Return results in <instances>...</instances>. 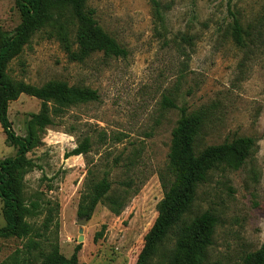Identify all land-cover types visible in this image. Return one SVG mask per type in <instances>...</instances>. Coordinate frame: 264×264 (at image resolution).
Returning a JSON list of instances; mask_svg holds the SVG:
<instances>
[{
	"label": "rangeland",
	"instance_id": "obj_1",
	"mask_svg": "<svg viewBox=\"0 0 264 264\" xmlns=\"http://www.w3.org/2000/svg\"><path fill=\"white\" fill-rule=\"evenodd\" d=\"M157 1L164 9L159 22L152 17L148 0L88 1L97 25L126 50L124 58L93 53L80 63L69 62L53 39L37 32L9 63L12 79L36 86L64 81L94 89L99 97L70 108L55 126L40 133L41 145L26 155L39 169L24 175V190L26 195L40 191L58 203L57 239L64 258L77 245L81 228L79 263L133 264L145 235L163 212L155 171L165 165L177 108L187 112L205 108L209 118L200 146L241 136L256 143L243 168L223 177L214 175L197 199L200 209L212 207L219 214L210 260L239 264L243 255L264 243V44L255 50L242 34L247 46L235 45L230 25L236 20L243 31L256 33L262 0ZM18 23L13 0H0V32L10 35ZM162 96H169L176 108L162 107ZM38 108L36 99L22 94L8 103L7 118L17 136L23 135L27 115ZM83 136L89 137L87 159L98 173L117 155L132 152L150 175L118 216L97 205L80 225L75 211L84 160L64 154ZM15 151L0 129V161ZM250 167L255 181L248 179ZM118 171L113 169L110 178ZM3 224L0 202V227ZM52 231L51 227V236ZM19 244L15 238H0V263ZM176 260L170 230L145 264Z\"/></svg>",
	"mask_w": 264,
	"mask_h": 264
},
{
	"label": "trees",
	"instance_id": "obj_2",
	"mask_svg": "<svg viewBox=\"0 0 264 264\" xmlns=\"http://www.w3.org/2000/svg\"><path fill=\"white\" fill-rule=\"evenodd\" d=\"M88 1L13 0L19 23L10 35L0 32V129L8 142L16 147L12 157L0 161V202L4 222L0 227V238L20 241L19 247L0 264H83L77 260L80 244L73 247L67 259L59 252L58 203L40 191L26 195L23 177L34 168L39 169L26 155L41 145L40 133L55 126L70 108L97 102L98 94L87 86L68 85L58 80L39 86L28 84L21 79H12L8 66L37 32L53 39L69 62L80 63L93 53H101L104 58H124L126 50L97 25ZM148 4L152 17L161 21L164 9L158 1L148 0ZM258 27L256 33L250 35L235 20L230 25V37L235 45L246 47L244 34L248 45L255 50L261 48L260 44H264V0ZM21 94L36 99L39 108L27 115L23 135L17 136L10 127L7 107ZM161 105L176 108L169 96H162ZM177 110L178 118L170 131L165 165L155 171L162 192L163 212L145 235L133 264H145L170 230L177 252L175 264H214L209 251L219 214L212 207L202 210L197 206L198 192L214 175L223 177L243 168L256 150L255 140L244 136L200 146L202 131L209 118L207 109ZM89 148V137L83 136L64 154V158L81 156L85 165L76 217L89 219L97 205L118 216L137 195L150 173L140 168L132 152L117 155L110 166L104 164L106 169L98 173L87 159ZM113 169L119 171L111 179ZM247 176L255 181L256 172L250 167ZM51 227L53 236L50 235ZM103 228L101 226L100 231ZM99 235L97 233L95 237ZM239 264H264V243L243 255Z\"/></svg>",
	"mask_w": 264,
	"mask_h": 264
},
{
	"label": "water",
	"instance_id": "obj_3",
	"mask_svg": "<svg viewBox=\"0 0 264 264\" xmlns=\"http://www.w3.org/2000/svg\"><path fill=\"white\" fill-rule=\"evenodd\" d=\"M86 220V218H81V219H77V224H82L84 221ZM78 236H77V244H80V242L82 241V230L81 228H78L77 230Z\"/></svg>",
	"mask_w": 264,
	"mask_h": 264
},
{
	"label": "crops",
	"instance_id": "obj_4",
	"mask_svg": "<svg viewBox=\"0 0 264 264\" xmlns=\"http://www.w3.org/2000/svg\"><path fill=\"white\" fill-rule=\"evenodd\" d=\"M59 243H60V238H59ZM59 246V245H58ZM78 256V255H77Z\"/></svg>",
	"mask_w": 264,
	"mask_h": 264
}]
</instances>
